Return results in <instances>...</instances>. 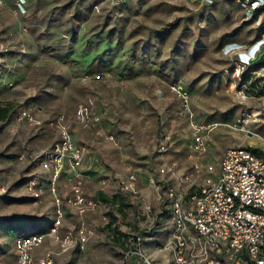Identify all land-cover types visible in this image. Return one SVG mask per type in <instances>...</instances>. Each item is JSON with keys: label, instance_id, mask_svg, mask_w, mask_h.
<instances>
[{"label": "rangeland", "instance_id": "1", "mask_svg": "<svg viewBox=\"0 0 264 264\" xmlns=\"http://www.w3.org/2000/svg\"><path fill=\"white\" fill-rule=\"evenodd\" d=\"M23 1L21 13L17 0H0V100L14 104L0 121V264L15 262L17 235L37 230L46 234L54 264L103 259L84 258V244L63 251L49 236L54 218H46L55 216L54 198L69 205L72 185L64 173L62 189L57 181L54 195L41 166L42 153L57 137L49 122L58 115L101 165L97 184L107 180L119 187L120 179L135 175L137 192L130 193L134 216L143 210L156 220L157 235L164 240L155 250L165 248L173 226L166 189L173 187L188 199L204 177L216 176L224 150L244 143L237 120L261 107L256 94L237 95L240 71L221 52L229 40L249 42L256 35L253 22L235 0ZM172 84L182 85L187 102ZM80 104H87L98 120L79 121ZM19 107L41 123L18 121ZM250 123L264 134L259 119L252 117ZM194 124L210 126L201 153L190 147ZM166 135L170 140L162 149ZM82 173L81 188L86 174L94 172ZM151 176L159 190L150 184ZM83 221L88 230L102 222L99 216ZM83 221H61L66 229L60 224L58 235ZM42 251L43 246L36 249ZM116 258L122 264L123 256Z\"/></svg>", "mask_w": 264, "mask_h": 264}, {"label": "built area", "instance_id": "2", "mask_svg": "<svg viewBox=\"0 0 264 264\" xmlns=\"http://www.w3.org/2000/svg\"><path fill=\"white\" fill-rule=\"evenodd\" d=\"M204 2L211 3L212 0ZM235 2L253 22L256 35L249 42L229 40L222 46L221 52L231 58L241 73L248 75L247 80L238 86L237 95L246 98L247 94H256L260 100V109L244 113L237 120L240 129L250 134L252 132L245 128L246 124L252 117L264 114V0ZM23 4V0L16 2L21 13L24 12ZM258 82L261 84L257 88ZM171 89L184 102L188 101V94L182 85L172 84ZM16 119L32 125L41 123L23 107L17 110ZM77 119L87 124L97 121L98 117L89 113L87 104H80ZM49 123L57 131V137L42 153L41 166L49 173L51 191L55 195L56 183L65 173L72 182L71 195L66 202L80 213L94 209L96 201L86 197L81 190L84 147L75 142L62 115ZM209 128L208 125H193L190 145L193 152L206 150ZM169 140V136H164L162 149ZM194 167L198 165L194 163ZM218 167L217 175L204 177L189 193L188 199L183 200L173 187L166 189L173 224L171 238L164 245L171 254L170 264H264V158L255 155L249 143L231 146L225 149ZM207 169L212 170V166L208 165ZM149 182L155 190H159L160 185L152 176ZM119 187L135 194V175L131 173L120 179ZM34 196L38 197L39 193L34 192ZM54 203L55 216L49 236L60 242L63 251L76 243L85 242L90 231L84 226L78 229L75 236L58 235L63 217L60 198L55 196ZM45 237L46 234L41 232L17 235L13 242L16 251L13 264H54L51 250L38 258L33 255V250L43 243ZM126 242L132 249L124 254L122 264L133 253L137 254V264H156L139 246L142 242L139 235Z\"/></svg>", "mask_w": 264, "mask_h": 264}, {"label": "crops", "instance_id": "3", "mask_svg": "<svg viewBox=\"0 0 264 264\" xmlns=\"http://www.w3.org/2000/svg\"><path fill=\"white\" fill-rule=\"evenodd\" d=\"M240 80H242V82L244 81L243 73L241 72H240ZM257 84H259V82ZM0 103L13 104L11 101H2V100H0ZM256 110L255 109L252 110L251 108L245 113L255 112ZM255 119H259L260 123L264 125V114H262L261 117H255ZM251 120L252 118L250 119V121ZM250 121L246 124V126L249 125L252 128L250 130L252 133L250 134L244 133L245 135L243 139L244 143L241 145H246L248 143L251 144V148L254 149V150L251 149L252 152L257 156L264 158V140L261 139V137L264 138V134H261L257 130H255V128L251 126ZM94 157L95 155L85 152V157L82 163V170L86 171V173L87 172L88 173L94 172V173L92 176L86 174L83 186L81 188L82 193L86 197L96 201V206L94 207V209L80 213L72 206L69 205H64L65 207L61 206L63 213L62 223L63 221L69 220L71 218L75 219L76 224L77 222L83 220H86L88 223L89 219H92V217L94 216H99L102 220L101 223H94L91 225V228L89 230L90 233L85 242L76 243L74 245V246L83 245V244L85 245L86 253L84 255V258H86L87 255H97L103 258L98 261L96 260L95 262L87 261L86 259L85 264H117L116 255L119 254L124 256V254L127 251H130L132 249V246L130 244L128 245L126 240H129L131 237L136 235H139L142 238V242L139 245L141 249L151 259H153L156 264H170L171 254L166 248L159 247L157 251L155 250L156 249L155 247L164 240V237L162 238L161 235H157V231L155 229L156 220L155 219L151 220L148 216V212L143 210L141 212L142 214L141 216L138 214V212L134 216L133 210L135 208H133V206L131 205L132 201H131L130 193L121 190L120 187L114 185L111 182H108L107 180L99 184H97L98 182L97 183L95 182L96 181L95 178L97 177V174L101 173L102 167L99 163L96 164L97 160L95 159L96 157L95 158ZM94 166L95 168H93ZM62 179L63 178L60 176L58 180L60 189H62L61 188V185L63 184ZM66 206L70 208L67 209ZM139 207L140 206H137L136 208ZM53 218H54V214L53 216L50 214L49 216H47L46 220L48 222L49 221L51 222ZM62 223L60 228L62 230L63 229L65 230L66 228H64ZM80 225L84 226L85 225L84 221ZM80 225L77 227L78 229L81 227ZM171 226H172V222H171ZM77 228L75 230L72 229L68 230L67 231L68 233L64 232V234L61 235V237H63L66 234L74 235V236L77 235V231H78ZM171 232H172V228H170L169 234L167 235L166 238V240L168 241L171 238ZM31 233H35V232H31ZM43 243L40 245L43 246V251L41 252V254L36 253V249L39 246L33 250V255L35 258L40 257L45 251L49 250L47 248V242H45L44 245ZM74 246L70 248H73ZM130 255L131 256L128 260V264H137L138 260H137V256H135L136 254L133 253Z\"/></svg>", "mask_w": 264, "mask_h": 264}, {"label": "trees", "instance_id": "4", "mask_svg": "<svg viewBox=\"0 0 264 264\" xmlns=\"http://www.w3.org/2000/svg\"><path fill=\"white\" fill-rule=\"evenodd\" d=\"M13 109L14 106L11 103H6V104L0 103V121L1 122L5 121L6 118L11 114ZM35 232H39V230Z\"/></svg>", "mask_w": 264, "mask_h": 264}]
</instances>
